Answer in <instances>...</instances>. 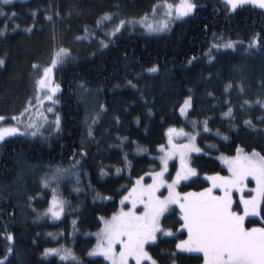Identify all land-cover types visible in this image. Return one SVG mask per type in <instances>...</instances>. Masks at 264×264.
<instances>
[{
    "label": "trees",
    "instance_id": "16d2710c",
    "mask_svg": "<svg viewBox=\"0 0 264 264\" xmlns=\"http://www.w3.org/2000/svg\"><path fill=\"white\" fill-rule=\"evenodd\" d=\"M193 1L198 5L193 14L164 33H147L138 24L111 37L120 20L151 16L165 0L0 5L5 13L17 14L14 20L0 16V29L8 25L0 35V57L5 59L0 66V115L18 117L36 96L33 64L46 67L61 48L70 52L55 74L61 86L59 130L47 127L44 136L18 135L0 144L3 264H110L103 257H89L97 243L92 234L102 228L101 217L119 211L138 178L160 170L159 145L167 142L170 127L201 131L202 153L192 159L201 176L228 174L217 157L235 155L237 148L264 155V103H257L264 102V10L243 5L229 11L223 0ZM106 13L110 21L102 19ZM14 25L19 27L13 30ZM253 38L259 43L250 48ZM229 41L235 47H224ZM188 97L192 107L183 117L180 108ZM229 108L231 115H225ZM205 120L209 131L203 130ZM56 166L72 174L44 188L41 178ZM208 186L197 177L180 189L185 193ZM52 188L67 202L59 222L44 215ZM262 221L248 219L247 225ZM181 222L174 207L162 221L173 235L150 245V254L159 264H204L202 255L176 247L187 239ZM59 247L72 248L81 261L43 255L45 249Z\"/></svg>",
    "mask_w": 264,
    "mask_h": 264
},
{
    "label": "snow or ice",
    "instance_id": "6c2138e0",
    "mask_svg": "<svg viewBox=\"0 0 264 264\" xmlns=\"http://www.w3.org/2000/svg\"><path fill=\"white\" fill-rule=\"evenodd\" d=\"M12 0H0V5L10 4ZM229 6V11H235L239 6L252 4L264 9V0H225ZM164 7L169 9L165 13V18L148 22V17L144 16L139 21L135 19L131 21L120 20L119 25L115 30L108 35L115 36L125 24L139 23L149 32H159L167 30L170 24L177 18L186 17L193 13L198 5L192 0H182L179 7L175 9V15L172 12V5L167 4L165 0ZM7 15L9 19L14 20L16 13H5L0 7V16ZM35 16V13H33ZM51 19V17H48ZM103 20L110 21L112 16L105 14ZM97 25L101 21L98 20ZM19 27L14 25L13 30ZM8 25L0 29V35L5 34ZM31 31V28L25 29ZM87 31V29H85ZM259 43L257 38H253V45ZM107 47V44H103ZM219 47V45H216ZM224 47H235V42L229 41L224 44ZM70 58V52L61 48L55 53L54 58L47 67H42L38 64H33L32 67L36 70L38 78L34 84L37 92H43L47 101L53 105L58 101L53 97L59 91L60 86L54 83L53 70L57 65H63ZM5 64V59L0 57V66ZM151 71H156L155 68ZM131 82H129L130 84ZM133 87H135L133 85ZM231 87V85H229ZM191 97H188L184 106L180 108L181 113H184L185 107H191ZM257 103H264L257 101ZM32 111L31 101L29 107H26L18 117L6 118L0 115V122H5L6 119H11L14 123L7 126H0V142L6 141L9 137L17 135L21 136H43L42 129L47 124L49 127L54 125L55 130L60 128V116L55 113L52 107L47 108V112L55 116L54 121L49 122L46 115L39 113L37 118L27 117L26 114ZM232 109L229 108L228 113L231 115ZM246 124H251V121H245ZM193 128L196 127V122L192 123ZM203 130L209 131L207 120L203 121ZM91 134V133H90ZM167 144L159 145L160 170L154 171L151 174L152 182L150 184L142 183L143 177L138 178L132 186L127 196L121 200H130L131 207L125 210L123 207L116 213H113L111 218L103 220L102 229L96 233L97 243L94 252L101 253L111 261V264H143V261H151V264H158L157 260L146 250V245L149 241H156L157 234L163 232L164 235H172V229L165 230L162 225V218L166 213L178 206L182 215L181 229H186L187 239L181 240L176 247L185 249L189 252H199L203 254L204 264H264V227L261 228H246L245 218L249 215H258L261 206L264 205V155H260L255 150L251 153H246L242 149L237 148L236 155L230 157H221L223 163L227 166L229 175L222 176L216 173L208 179L211 181V186L204 188L201 192H185L181 193L177 190V186L181 181L189 179L196 175V169L190 166L191 154L201 152L202 149L196 146V136L177 131L174 128L167 130ZM174 136H180L187 139V143H175ZM46 138V137H45ZM147 151V149H140ZM83 155V153H81ZM179 158V169L175 173V177L169 181L165 178L168 173L169 162L173 158ZM126 160V157H125ZM78 163V162H77ZM120 171L119 168L116 169ZM72 173L69 169L56 166L55 170L49 175L45 174L41 178V183L44 188H51L52 184H59L65 177ZM248 177H253L256 180V187L252 189L247 198L243 196L246 181ZM167 189V195H158L160 189ZM215 189L220 190V194L215 193ZM234 190L241 193L239 202L234 201ZM52 198L49 202V207L44 215L51 214L53 218H59L66 205L56 188H52ZM254 193V194H253ZM234 203L239 206L243 205L242 213L234 211ZM142 205L143 210L137 211V205ZM264 219V217H261ZM9 241L14 237L9 233L6 237ZM120 245L119 252L116 251V245ZM7 251L12 252L9 247ZM56 253L61 260L75 259L70 249L65 248H47L43 255ZM3 264V261H0Z\"/></svg>",
    "mask_w": 264,
    "mask_h": 264
},
{
    "label": "rangeland",
    "instance_id": "374dc122",
    "mask_svg": "<svg viewBox=\"0 0 264 264\" xmlns=\"http://www.w3.org/2000/svg\"><path fill=\"white\" fill-rule=\"evenodd\" d=\"M25 1H29V0H12L11 3H14V2H25ZM223 1L225 2V0H223ZM181 2H182V0H179L177 3L167 2L168 5H172V6H173V8L171 9L172 12H173V15H175V9H176L177 7L180 6ZM192 2H194V1L192 0ZM164 3H165V2L160 3V4L155 8V10L152 12L153 14H152L151 16H147V17H148V22H151V21H153V20H160V19L165 18V13H166L169 9H167L166 7H164ZM245 5H252V4H245ZM252 6L258 7V6H256V5H252ZM258 8H260V7H258ZM260 9H261V8H260ZM262 10H264V9H262ZM191 14H193V13H191ZM191 14H189L188 16H190ZM188 16H186V17H188ZM186 17H182V18H177V19H175L174 22H172V23L170 24V26H171L173 23H175L176 21L182 20V19H184V18H186ZM131 20H133V19H131ZM131 20H126V19H125V21H131ZM135 20H136V21H139L140 19H135ZM138 24H139V23H135V24H127V23H126L125 26H127V25H128V26H134V25H138ZM139 25H140L141 27H143L141 24H139ZM169 28H170V27H169ZM169 28H168L167 30L159 31V32H149V31H145V32H147V33H151V34L164 33V32H166V31H168ZM143 29H144V28H143ZM57 52H58V51H57ZM58 66H59V65H57V67H58ZM44 67H45V66H44ZM46 67H47V66H46ZM57 67L53 70V74H54V83H55V84H58V83L56 82V75H55V74H56V69H57ZM58 85H59V84H58ZM59 86H60V85H59ZM60 93H61V86H60V88H59V91H58V92L55 94V96L53 97V99L58 101V95H59ZM56 106H57V104L53 105L51 102H49V101H47V100L45 99V97H44V93H43V92H39V93L37 92L36 96H35L34 99L31 101V108H32V111H31L29 114H26L25 122H27V117H28V116H31L32 118H37V115H38L39 113H43L44 115H46L47 118H48V121H49V122L54 121L55 116H54L52 113L47 112V108L52 107V108L54 109L55 113H56ZM183 106H184V105H183ZM28 107H29V105H28ZM191 107H192V99H191ZM191 107H185V111H184V113H181V115H182L183 117H187L189 111L191 110ZM180 112H181V111H180ZM60 121H61V120H60ZM8 124H12V123H7L6 121H5V122H0V126H7ZM60 124H61V123H60ZM47 127H49V126H48L47 124H45V125H44V128H43V131H44ZM52 127H54V125H53ZM53 129H54V128H53ZM174 129H176L177 131H179V130H183V132H185V133H189V134H191V135H195V136H196V140H195L196 146L200 148V146H199V136H200L201 131H199V130L189 131V130H187V129L184 128V127H177V128H174ZM43 134H44V133H43ZM17 136H18V135H17ZM38 136H39V135H38ZM43 136H44V135H43ZM14 137H16V136H14ZM36 137H37V136H36ZM10 138H12V137L7 138L6 140H8V139H10ZM167 139H168V135H167ZM174 142L180 144V143H187L188 141H187V139H185L184 137L174 136ZM2 143H3V142H0V144H2ZM164 145H165V147H168L167 142H166ZM240 149H242V148H240ZM242 150H243L244 152H246V153H251V152H247V151H245L244 149H242ZM200 153H202V151H201V152H198V153H197V152H194V153L191 154V158H190L189 163H190V166H191L192 168H194V169H196V168H195V167L193 166V164H192L193 156H194V155H198V154H200ZM257 153H258V152H257ZM259 154H260V153H259ZM235 155H236V154H235ZM260 155H261V154H260ZM232 156H234V155H232ZM221 157H230V155H220V156L217 157L218 160L221 162L222 166L227 170V166L223 163V160L221 159ZM174 163H176L175 166H173ZM179 166H180V164H179V158H178V157H175V158H173L172 160H170V162H169V168H168V173L165 174V178L169 181V183H170L171 180L175 177V173H176V171L179 169ZM227 171H228V170H227ZM220 175H222V174H220ZM227 175H229V172H228V174H226V175H222V176H227ZM210 176H212V175H204V176H201L200 173L198 172V170L196 169V175L189 177V179H187V180H183V181H181L180 184L177 186V190H178L179 192H181V193H184V192L181 191L180 186H181L182 184H184V183H188V182L194 180V179L197 178V177H202L203 179H205L206 181H208V183H209V186H208V187H210V186H211V181L208 179V177H210ZM143 178H144V179H143L142 183H144V184H150V183L152 182V180H151V176H150V175H146V176H144ZM147 178H149L150 180H147ZM246 184H247V187H245L244 192H243V196H244L245 198L248 197V195H249V193H250V191H251L252 189H255V187H256V180H255V178H253V177H248V179H247V181H246ZM202 190H203V189H202ZM202 190L188 191V192H197V193H198V192H201ZM214 191H215L216 194H220V190H219V189H215ZM253 194H254V193H253ZM127 195H128V194H127ZM127 195H125V196H127ZM158 195H164V196H166V195H167V189H166V187L160 189V192L158 193ZM240 196H241V193H240L238 190H234V193H233L234 201L239 202ZM121 200H122V199H121ZM122 207H123L125 210H127L129 207H131V202H130V200H126V201H124V204H123V205L121 204L120 209H121ZM174 207L179 208L178 206H174ZM65 209H66V205H65V208H64V212H63V214H62L59 218H53V217L51 216V214L45 215V218L50 219L52 222H59V221L62 220L63 217H64ZM120 209H119V210H120ZM136 210H137V211H142V210H143V206L138 204ZM233 210H234V211H239V212L242 213L243 205H242V204H239V206H237V204L234 203ZM170 211H171V210H170ZM170 211H169V212H170ZM166 214H167V213H166ZM166 214H165V215H166ZM109 218H111V217H109ZM109 218H105V219H109ZM248 219H259V220H261V210H260V212H259L258 215H249L248 217L245 218V227H246V228H253V227L261 228V227H264V221H262L260 224H256V225L248 226V225H247V220H248ZM162 221H163V218H162ZM162 225H163V224H162ZM102 227H103V226H102ZM163 228H164V227H163ZM101 229H102V228H101ZM101 229H100V230H101ZM164 229H165V228H164ZM100 230H99V231H100ZM165 230H166V229H165ZM99 231H97V232H95V233L92 234V236L95 237L96 240H97L96 233H98ZM172 235H173V234H172ZM172 235H164L163 232L158 233V234H157V240H156V241H149V243L145 246V247H146V250L149 252L148 247H149L150 245L156 243L161 237L172 236ZM59 248L70 249L71 252H72V254H73V256L75 257V259L62 260V261H65V262H79V261H81L80 258L78 257V255H76V253L74 252V250H73L72 248H69V247H59ZM59 248H58V249H59ZM94 249H95V247H94V248L91 250V252L89 253V257H92V258L103 257V258H105V259L111 264V261H110L109 259H107V258H106L104 255H102L101 253L94 252ZM119 250H120V245L117 244V245H116V251L119 252ZM178 250H179L180 252H183V253L199 254V255H202V256H203V254H202V253H199V252H189V251H187V250H185V249H178ZM149 254H150V252H149ZM49 255H51V256H56V257H58V258L60 259V256L57 255L56 253H52V254H49ZM150 255H151V254H150ZM46 256H48V255H46ZM151 256H152V255H151ZM153 259H154V258H153ZM60 260H61V259H60ZM146 263L151 264V261H148V260L143 261V264H146ZM129 264H132L131 260L129 261ZM158 264H159V263H158Z\"/></svg>",
    "mask_w": 264,
    "mask_h": 264
}]
</instances>
